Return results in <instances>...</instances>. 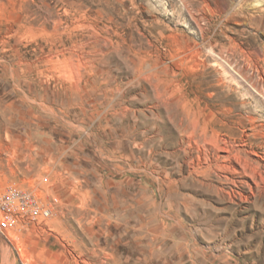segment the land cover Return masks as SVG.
Listing matches in <instances>:
<instances>
[{"label": "rangeland", "instance_id": "1", "mask_svg": "<svg viewBox=\"0 0 264 264\" xmlns=\"http://www.w3.org/2000/svg\"><path fill=\"white\" fill-rule=\"evenodd\" d=\"M198 105L264 153V0H0V193L52 210L0 264H264L259 205L182 166Z\"/></svg>", "mask_w": 264, "mask_h": 264}, {"label": "bare ground", "instance_id": "2", "mask_svg": "<svg viewBox=\"0 0 264 264\" xmlns=\"http://www.w3.org/2000/svg\"><path fill=\"white\" fill-rule=\"evenodd\" d=\"M205 111V108H200L199 105L194 106L180 120V127L183 126L184 119L187 123L183 128L185 133V143L183 144L185 146L183 149L181 148L184 154L183 165H181L186 168L188 179L201 185H204L205 181L211 177L216 178L220 183L221 178L228 180L236 188L238 186L242 188L239 191L230 189V191L225 192L232 203L240 207L243 203L254 202L259 205L264 213V153H260L254 147H248L244 140L236 142L225 137L221 138L220 133L212 127L214 120L207 119ZM259 134L260 131L254 127L252 135H245V137H256ZM213 188L216 197L221 198V187ZM146 230L153 237H155V233H159V240L166 237L167 243H173L176 247L179 246V242L177 243L179 240L176 241L171 238L169 229L165 224H162L161 228L160 226H151L150 229ZM231 248L229 244L224 245L226 250ZM224 258L226 255L221 257L222 263L227 261Z\"/></svg>", "mask_w": 264, "mask_h": 264}, {"label": "built area", "instance_id": "3", "mask_svg": "<svg viewBox=\"0 0 264 264\" xmlns=\"http://www.w3.org/2000/svg\"><path fill=\"white\" fill-rule=\"evenodd\" d=\"M52 210L37 192L8 186L0 193V236L28 226L46 225Z\"/></svg>", "mask_w": 264, "mask_h": 264}]
</instances>
